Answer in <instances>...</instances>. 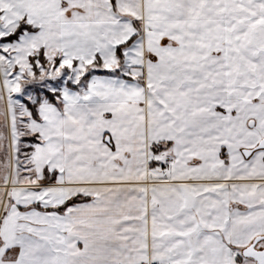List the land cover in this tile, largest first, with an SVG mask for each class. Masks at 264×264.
Here are the masks:
<instances>
[{"label":"snow or ice","instance_id":"1","mask_svg":"<svg viewBox=\"0 0 264 264\" xmlns=\"http://www.w3.org/2000/svg\"><path fill=\"white\" fill-rule=\"evenodd\" d=\"M0 264H264V0H0Z\"/></svg>","mask_w":264,"mask_h":264}]
</instances>
